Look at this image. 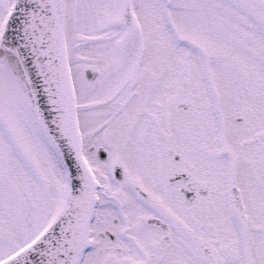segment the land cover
I'll return each instance as SVG.
<instances>
[{"label":"snow or ice","instance_id":"obj_1","mask_svg":"<svg viewBox=\"0 0 264 264\" xmlns=\"http://www.w3.org/2000/svg\"><path fill=\"white\" fill-rule=\"evenodd\" d=\"M0 264H264V0H0Z\"/></svg>","mask_w":264,"mask_h":264}]
</instances>
